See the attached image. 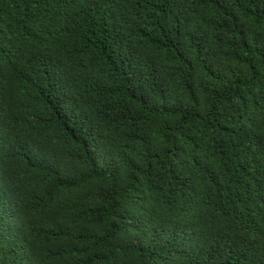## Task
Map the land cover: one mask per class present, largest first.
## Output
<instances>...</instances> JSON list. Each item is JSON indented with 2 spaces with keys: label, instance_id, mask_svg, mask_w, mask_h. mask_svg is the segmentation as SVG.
<instances>
[{
  "label": "trees",
  "instance_id": "1",
  "mask_svg": "<svg viewBox=\"0 0 264 264\" xmlns=\"http://www.w3.org/2000/svg\"><path fill=\"white\" fill-rule=\"evenodd\" d=\"M0 264H264V0H0Z\"/></svg>",
  "mask_w": 264,
  "mask_h": 264
}]
</instances>
